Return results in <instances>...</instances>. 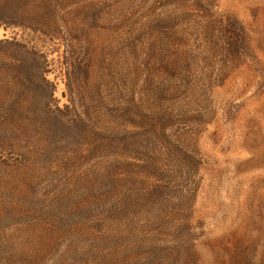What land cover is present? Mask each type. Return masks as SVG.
<instances>
[{
  "label": "rangeland",
  "instance_id": "rangeland-1",
  "mask_svg": "<svg viewBox=\"0 0 264 264\" xmlns=\"http://www.w3.org/2000/svg\"><path fill=\"white\" fill-rule=\"evenodd\" d=\"M37 1L0 12V40L43 53L52 103L78 111L66 68L92 49L97 81L126 78L86 104L147 116H85L62 160L1 152L0 264H264V0H53L44 28Z\"/></svg>",
  "mask_w": 264,
  "mask_h": 264
},
{
  "label": "trees",
  "instance_id": "trees-1",
  "mask_svg": "<svg viewBox=\"0 0 264 264\" xmlns=\"http://www.w3.org/2000/svg\"><path fill=\"white\" fill-rule=\"evenodd\" d=\"M29 2L30 0H0V12H4L6 7L10 8L9 5L20 7L27 5V8ZM34 4L36 8L33 9L31 21L39 25L40 28H44L46 27L45 18L38 16V11L42 9L43 12L51 13V10L54 9L53 0H38L37 3L33 2ZM13 8L16 9V7ZM35 9L38 11L35 12ZM49 14L46 19L51 21ZM26 15L22 16L30 17V11ZM49 23L53 26L51 22ZM91 50L88 49V53H83L81 58L76 56L73 58V54L67 64L69 81L73 80L74 89L79 92L78 97H80L77 102L73 103L78 106V111L76 107L74 111L71 105L59 108L52 103L54 86L46 77L47 60L40 50L27 47L17 41L0 40V154L3 151L21 149L25 157L29 155L39 159L51 155L62 160L61 156L68 151L67 148L74 145H77V148L82 144L93 142V137L97 133L85 116L95 114L99 117V109L103 108L110 107L112 117L115 118L114 121H111L113 125L121 120L124 121V124L131 125H137V123L140 124L138 121L141 123L144 121L147 116L145 104L142 107L144 99L136 102L131 97L128 106H118L117 104H105L104 99L100 98L99 104L98 100H95L94 111L92 110L93 106L86 104V98L83 95L86 94L87 89L101 94L103 87L106 89H109V86L116 88L117 84L118 88L119 84L125 83L126 78L125 75H119L114 82L110 80V84L105 80L97 81L94 66L91 64ZM13 56L17 58H12ZM92 101L94 102V100ZM67 115L69 117L65 119ZM98 117L94 123L99 122ZM29 132H32L33 135L30 140L26 141L27 145H16L12 142L11 134L27 138L30 135ZM115 132L116 128L111 132L114 143L121 144L123 141H129L132 146V143L138 141V133H126L125 130H122L119 131L121 135L118 136L114 134ZM17 136L14 137L18 138ZM15 156H17V165L22 164V154L16 153Z\"/></svg>",
  "mask_w": 264,
  "mask_h": 264
}]
</instances>
